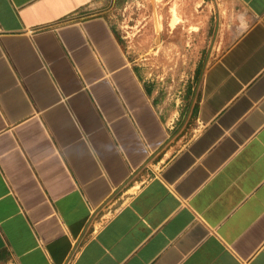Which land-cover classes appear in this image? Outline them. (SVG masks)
<instances>
[{
    "label": "crops",
    "instance_id": "crops-1",
    "mask_svg": "<svg viewBox=\"0 0 264 264\" xmlns=\"http://www.w3.org/2000/svg\"><path fill=\"white\" fill-rule=\"evenodd\" d=\"M102 0H0V264H264V0L180 99Z\"/></svg>",
    "mask_w": 264,
    "mask_h": 264
},
{
    "label": "rangeland",
    "instance_id": "rangeland-1",
    "mask_svg": "<svg viewBox=\"0 0 264 264\" xmlns=\"http://www.w3.org/2000/svg\"><path fill=\"white\" fill-rule=\"evenodd\" d=\"M98 8L144 75L177 86L180 99L197 90L208 58L245 22L238 0H102Z\"/></svg>",
    "mask_w": 264,
    "mask_h": 264
},
{
    "label": "bare ground",
    "instance_id": "bare-ground-1",
    "mask_svg": "<svg viewBox=\"0 0 264 264\" xmlns=\"http://www.w3.org/2000/svg\"><path fill=\"white\" fill-rule=\"evenodd\" d=\"M178 20V15H177V13L176 12H174V19H173V23H175V21H177Z\"/></svg>",
    "mask_w": 264,
    "mask_h": 264
}]
</instances>
